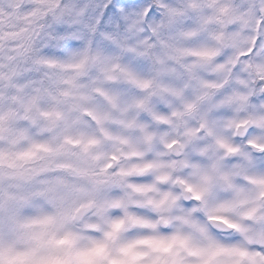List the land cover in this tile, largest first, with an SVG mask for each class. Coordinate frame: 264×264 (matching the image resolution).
<instances>
[{
	"label": "clouds",
	"instance_id": "obj_1",
	"mask_svg": "<svg viewBox=\"0 0 264 264\" xmlns=\"http://www.w3.org/2000/svg\"><path fill=\"white\" fill-rule=\"evenodd\" d=\"M0 264H264V0H0Z\"/></svg>",
	"mask_w": 264,
	"mask_h": 264
}]
</instances>
